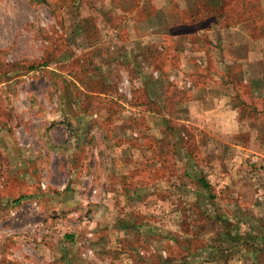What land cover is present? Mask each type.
<instances>
[{
  "label": "crops",
  "instance_id": "0c3cea01",
  "mask_svg": "<svg viewBox=\"0 0 264 264\" xmlns=\"http://www.w3.org/2000/svg\"><path fill=\"white\" fill-rule=\"evenodd\" d=\"M205 1L217 13L214 23H198L194 19L196 0H164L160 6L155 0L115 2L116 6L128 9L119 16L120 22L113 20L117 16L110 17L112 24L105 37L118 40L113 46L112 63L134 72L130 77H134L131 85L137 102L128 109L117 100L110 110L96 111L100 117L109 118L111 123L106 128L98 126L97 131L103 133V137L108 133L98 149L101 148L100 156L107 155L116 172L108 180L113 194H90L91 200H86L84 194H77L75 202L64 198L63 194H32L31 185L27 186L32 181V173H21L26 180L25 192L17 194L6 205L0 197V208L4 206L10 208V212L16 211L12 214L9 231L10 240L20 248L11 257L10 264H24L29 260L28 254L22 255L21 251H28V247L24 248V239L31 238V220L20 226L17 222L23 213L25 216L33 214L32 200L40 202L39 207L44 212L46 209L64 210L70 203H74L70 206L81 208L91 205L84 217L88 225L75 229L77 234L64 232L53 237L48 232L45 235L46 240H56L55 248L47 243L42 245L50 250V260L54 264H147L148 258L140 256V248L151 245L157 252H164V247L172 246L170 243L188 250L193 248L184 255L164 258L159 255L153 264H229L237 254V258L243 256L249 264L261 263L264 258V214L258 217L246 210L249 213L246 216L241 206L235 207L233 223L227 222V210L216 201L231 194H209L210 191L199 182L203 179L209 185L207 172L212 168V160L207 157L214 152L219 156L230 147L241 151L264 148V0ZM96 37L101 38L100 33ZM179 63L183 64L182 69L177 68ZM210 63L213 68L209 67ZM215 68H219L218 71ZM144 70L155 71L159 78L145 80ZM166 74L174 76L173 81H168ZM182 77L190 80V87L185 88ZM90 107L96 109L94 105ZM127 113L140 129L138 138L129 135L128 125L122 120L121 115ZM91 115L92 112L88 116L90 121ZM169 121H173L172 132L163 127ZM183 121L192 125V131L189 140L180 143L177 136L183 129ZM93 122H89L90 126ZM81 129L84 133L74 139V146L86 159V153L93 152L97 143L95 136L89 134L91 142L85 145L82 139L87 135V128ZM209 146H212L211 151L205 152ZM203 151L205 156H202ZM136 155L141 159L134 164L133 156ZM74 159H81V156L75 154ZM217 159L221 161V158ZM25 163L30 166L29 162ZM146 176L155 181L152 194L142 190L141 183ZM179 182L185 184L182 189L191 186L182 194L187 205L177 208L180 194L171 193L169 213L178 211L180 222L185 220L179 225L181 232L186 234L185 239L173 235L167 237L172 230L164 229L161 217L165 210V188ZM117 190L119 192L114 194ZM115 195L125 196L139 206L129 214L125 209L121 213L116 208L124 202ZM233 196L241 197L240 194ZM210 202L214 204L211 206ZM193 214L200 217H189ZM210 222H216L221 231L208 245V238L202 237ZM101 227L107 233L106 239L99 240L101 252H96L93 261L81 259L82 232L93 228L97 231ZM241 227H245V234ZM197 231L202 237L198 233L195 235ZM227 240L230 243L228 249Z\"/></svg>",
  "mask_w": 264,
  "mask_h": 264
},
{
  "label": "rangeland",
  "instance_id": "374dc122",
  "mask_svg": "<svg viewBox=\"0 0 264 264\" xmlns=\"http://www.w3.org/2000/svg\"><path fill=\"white\" fill-rule=\"evenodd\" d=\"M117 1L0 0V197L5 205L17 194L25 192L23 185H26V180L22 178L24 176L21 173L29 172L32 173V181L27 186L31 185L32 194H63L64 198L73 202L76 201L77 194H84L86 200H91L90 194H113L108 180L115 171L111 168L107 155L100 156L101 148L98 149L104 144L108 133L103 137V133L97 131L98 126L106 128L110 127L111 123L106 116L104 119L93 112L94 109L90 106L94 105L95 111L102 108L110 110L112 104H117L116 101L120 100L118 104L123 107L117 92L122 78L128 80L131 94L128 105L137 102L134 86L131 85L134 77H130V73L134 72L126 71L118 64L112 63L113 46L117 45L118 40L105 37L106 30L112 24L110 17L115 15L117 17L113 20L120 22L119 16L128 9L122 5L116 6ZM155 2L160 6L164 0ZM99 33L101 38L97 39ZM209 67L213 68L212 63ZM177 68L182 69L183 64L179 63ZM215 69L218 71L219 68ZM143 73L145 80L150 77L159 78L155 71L151 73L144 70ZM169 76L166 74L165 78L173 81L174 78L170 79ZM181 79L183 85L185 81H190L184 77ZM91 112V121L94 120L92 126L89 124L90 117L88 118ZM122 115L123 122L128 125L129 135L140 137L136 122L130 119L128 113ZM169 122L163 124L166 130L173 128V121ZM181 124L185 130L192 131L190 123L183 121ZM81 128H87V135L82 139L85 145L91 142L89 134L95 136L97 143L93 152L86 153V159H83V153H79V149L74 146V139L84 133ZM211 149L212 146H209L205 152ZM213 149L216 151V146ZM75 154H79L81 159L75 160ZM202 156H205L204 151ZM207 158L212 160V168L207 172L210 181L209 194H231L228 198H222V201H216L217 205L227 210V222L233 223V208L240 206L243 214L248 210L258 217L262 216L264 148L257 151H241L239 148L230 147L219 156L214 152ZM217 158H221V161ZM140 159L141 156H133V163L137 164ZM25 162H29L30 166ZM41 179L45 181L44 188L40 187ZM154 184L153 178L146 176L141 183L143 192L152 194ZM156 184L160 188V184ZM184 186L181 182L171 183L163 193L166 194V200L163 202L165 210L161 215L162 225L164 229L172 230L167 237L173 235L177 239L186 238L185 232H181L179 227L185 220L180 222L178 211L169 213L171 193L180 194L176 201L177 208L187 205L185 195L182 194L190 190L191 186L187 185L188 189H182ZM117 192L119 191L114 194ZM233 194H240L241 197H234ZM115 197L124 202L116 208L121 213L125 209L129 214L139 206L125 196ZM39 203L36 202L37 208L31 207V216H25L23 213L17 222V226L29 220L32 224L30 240L24 239V248L28 247V251H21L22 255L28 254L29 260L24 264H54V261L50 260V250L42 245L47 243L55 248L56 240H46L45 235L48 232L53 237L56 233L61 235L64 232L74 235L77 234L75 229L80 230L88 225V220L84 217L91 209L89 204L81 208L70 206L74 204L70 203L65 205L69 207L64 210L46 209L44 212ZM213 204L210 202L211 206ZM0 209V264H10L11 257L15 256L20 245L10 240L9 229L13 216L10 214V208L3 206ZM248 215L249 213H246V216ZM189 217L196 219L200 216L193 214ZM210 223L203 237L200 232L195 233L200 234L202 238H208V245L213 243L217 233L221 231L216 222ZM241 228L245 234V227ZM91 230L98 254L101 252L99 240L106 239L107 233L103 227L97 231L94 228ZM85 232L87 231L82 232L83 235ZM229 244L227 240V249ZM169 245L172 246L164 247L165 253L157 252L151 245L140 248V256L148 258L147 264H153L159 255L163 258L169 255H184L193 248L188 247V250L173 243ZM72 249L74 251V246ZM237 255L231 258L229 264H249L243 256L237 258ZM259 264H264V258Z\"/></svg>",
  "mask_w": 264,
  "mask_h": 264
},
{
  "label": "built area",
  "instance_id": "2783aa9c",
  "mask_svg": "<svg viewBox=\"0 0 264 264\" xmlns=\"http://www.w3.org/2000/svg\"><path fill=\"white\" fill-rule=\"evenodd\" d=\"M170 79L173 78L172 75L169 76ZM184 85L186 87L189 86V81H185ZM129 85H128V80L126 78H122V80L120 81V83L118 84L117 87V92L118 95H120L121 98V103L126 107V108H131V106H129V101L131 99V94H130V90H129ZM129 104V105H128ZM40 187L44 188L45 185V181L41 179V181L39 182ZM92 192H94V190H92ZM95 194H92V196H94ZM31 206L37 208V204L36 201L32 200L30 202ZM16 211L13 210L10 212V214H14ZM0 237H1V231H0ZM80 244L82 245V249L79 252V256L81 259L84 260H95L96 259V246L93 243V233L91 231H87L85 232V234L83 235V237L81 238ZM32 249V248H31ZM12 256V255H11ZM14 256V255H13Z\"/></svg>",
  "mask_w": 264,
  "mask_h": 264
},
{
  "label": "trees",
  "instance_id": "16d2710c",
  "mask_svg": "<svg viewBox=\"0 0 264 264\" xmlns=\"http://www.w3.org/2000/svg\"><path fill=\"white\" fill-rule=\"evenodd\" d=\"M196 13H195V16H194V19H196V21L198 23H205V24H211V23H214V21L216 20V17H217V13L209 6L207 5L206 1L204 0H196ZM202 3V4H201ZM93 112H96L95 111V108H94V111ZM170 131L172 132V128H170ZM185 132V133H184ZM178 136H177V142H186L189 140V135H190V132L185 130L184 128L179 130L178 131ZM185 135H187V137H185ZM202 179V178H199V180ZM200 183V186L206 188L208 191L209 190V185L207 183H205L202 179V182H199ZM17 199V198H16Z\"/></svg>",
  "mask_w": 264,
  "mask_h": 264
}]
</instances>
